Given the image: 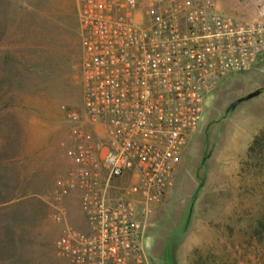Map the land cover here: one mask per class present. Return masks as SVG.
Returning a JSON list of instances; mask_svg holds the SVG:
<instances>
[{
	"label": "rangeland",
	"instance_id": "obj_1",
	"mask_svg": "<svg viewBox=\"0 0 264 264\" xmlns=\"http://www.w3.org/2000/svg\"><path fill=\"white\" fill-rule=\"evenodd\" d=\"M210 1L264 23V0ZM80 53L75 0H0V264H69L54 214L79 229L74 192L58 197L56 181L70 168ZM144 238L150 264H264V50L206 95Z\"/></svg>",
	"mask_w": 264,
	"mask_h": 264
},
{
	"label": "built area",
	"instance_id": "obj_2",
	"mask_svg": "<svg viewBox=\"0 0 264 264\" xmlns=\"http://www.w3.org/2000/svg\"><path fill=\"white\" fill-rule=\"evenodd\" d=\"M81 102L58 197L75 192L85 229L64 221L55 248L69 264H150L148 214L196 133L203 101L226 75L251 68L264 23L210 0H75Z\"/></svg>",
	"mask_w": 264,
	"mask_h": 264
},
{
	"label": "crops",
	"instance_id": "obj_3",
	"mask_svg": "<svg viewBox=\"0 0 264 264\" xmlns=\"http://www.w3.org/2000/svg\"><path fill=\"white\" fill-rule=\"evenodd\" d=\"M74 196H75V200H76V204H77V199H76L75 192H74ZM77 224L79 225V229H81V230L85 229V225L83 224V221H81V220L79 221V219H78V223Z\"/></svg>",
	"mask_w": 264,
	"mask_h": 264
},
{
	"label": "water",
	"instance_id": "obj_4",
	"mask_svg": "<svg viewBox=\"0 0 264 264\" xmlns=\"http://www.w3.org/2000/svg\"><path fill=\"white\" fill-rule=\"evenodd\" d=\"M246 98H248V97H246ZM246 98H245V99H246ZM238 102H239V100L234 101V102L230 105V107H233V106L236 105Z\"/></svg>",
	"mask_w": 264,
	"mask_h": 264
}]
</instances>
